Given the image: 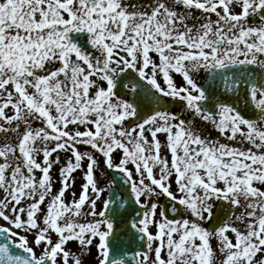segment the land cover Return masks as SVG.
I'll return each instance as SVG.
<instances>
[{"label":"snow or ice","instance_id":"1","mask_svg":"<svg viewBox=\"0 0 264 264\" xmlns=\"http://www.w3.org/2000/svg\"><path fill=\"white\" fill-rule=\"evenodd\" d=\"M0 264H264V0H0Z\"/></svg>","mask_w":264,"mask_h":264}]
</instances>
